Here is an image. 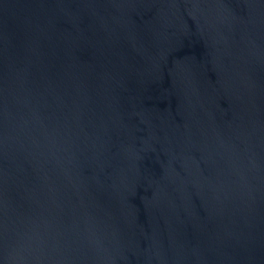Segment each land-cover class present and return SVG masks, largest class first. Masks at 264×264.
Returning a JSON list of instances; mask_svg holds the SVG:
<instances>
[{"label": "water", "instance_id": "obj_1", "mask_svg": "<svg viewBox=\"0 0 264 264\" xmlns=\"http://www.w3.org/2000/svg\"><path fill=\"white\" fill-rule=\"evenodd\" d=\"M0 264H264V0H0Z\"/></svg>", "mask_w": 264, "mask_h": 264}]
</instances>
